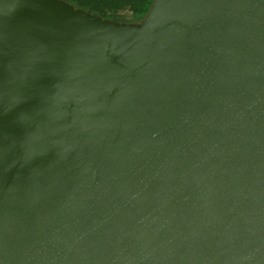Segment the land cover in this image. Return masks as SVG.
<instances>
[{"label": "water", "instance_id": "water-1", "mask_svg": "<svg viewBox=\"0 0 264 264\" xmlns=\"http://www.w3.org/2000/svg\"><path fill=\"white\" fill-rule=\"evenodd\" d=\"M0 264H264V0H0Z\"/></svg>", "mask_w": 264, "mask_h": 264}, {"label": "trees", "instance_id": "trees-1", "mask_svg": "<svg viewBox=\"0 0 264 264\" xmlns=\"http://www.w3.org/2000/svg\"><path fill=\"white\" fill-rule=\"evenodd\" d=\"M93 15L119 21H142L149 13L153 0H62Z\"/></svg>", "mask_w": 264, "mask_h": 264}]
</instances>
